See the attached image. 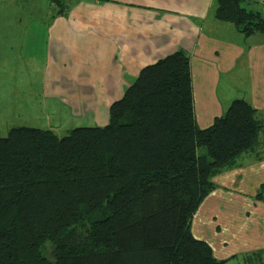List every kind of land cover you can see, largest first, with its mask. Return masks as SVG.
<instances>
[{"label":"trees","instance_id":"1","mask_svg":"<svg viewBox=\"0 0 264 264\" xmlns=\"http://www.w3.org/2000/svg\"><path fill=\"white\" fill-rule=\"evenodd\" d=\"M48 1L64 16L76 0ZM211 11L244 36L264 33V3L213 0ZM263 128L242 99L200 128L180 50L139 72L105 126L11 128L0 138V264H225L191 221Z\"/></svg>","mask_w":264,"mask_h":264},{"label":"crops","instance_id":"2","mask_svg":"<svg viewBox=\"0 0 264 264\" xmlns=\"http://www.w3.org/2000/svg\"><path fill=\"white\" fill-rule=\"evenodd\" d=\"M28 1L0 0L2 72L13 95L28 90L17 78L31 89L39 79L44 103L55 110L60 104L83 126H105L110 106L139 72L180 50L190 59L200 128L236 99L264 123V33L244 36L216 20L213 0H76L64 16H56L48 0H31L39 4L34 12L13 19L11 7ZM212 181L216 189L192 218L193 237L225 264L249 263L258 254L254 264H263L264 200L256 196L264 185V128L258 146Z\"/></svg>","mask_w":264,"mask_h":264},{"label":"rangeland","instance_id":"3","mask_svg":"<svg viewBox=\"0 0 264 264\" xmlns=\"http://www.w3.org/2000/svg\"><path fill=\"white\" fill-rule=\"evenodd\" d=\"M15 2L17 0H12V4ZM34 6H39V4H33L31 0L24 3L23 8L21 7L20 9L12 6L11 13H13V19L16 18L17 20L19 14L21 17L26 18L28 14H31L30 12H34ZM4 13L6 20V10ZM0 20H2V14H0ZM4 64L0 57V71L2 73V76L0 75V138L5 137L8 131L15 127L50 130L58 137L67 135L74 128L86 127L81 125V121L78 118L72 117L70 111L60 104L54 103L60 109L55 110L51 104L44 103L46 99L38 91L39 79H35L31 89L25 83L27 79L17 78L16 80L27 87L28 90L24 93L13 95V88L5 83L7 78L4 77L2 72ZM11 96H13V99L10 101L9 98Z\"/></svg>","mask_w":264,"mask_h":264}]
</instances>
